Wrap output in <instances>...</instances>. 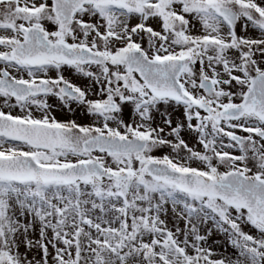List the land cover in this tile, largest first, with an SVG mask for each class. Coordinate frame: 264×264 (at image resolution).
<instances>
[{
	"label": "rangeland",
	"instance_id": "obj_1",
	"mask_svg": "<svg viewBox=\"0 0 264 264\" xmlns=\"http://www.w3.org/2000/svg\"><path fill=\"white\" fill-rule=\"evenodd\" d=\"M218 7L237 12L234 28L218 17ZM167 9L175 17L164 18L160 11ZM135 11L143 20L127 28L123 19ZM24 27L75 50L102 53L107 61L19 68L6 55L23 40ZM134 48L154 60L183 57L180 82L196 104L158 100L144 86L135 91L132 84L142 81L123 61ZM2 70L14 80L55 86L23 101L0 91V114L53 126L62 145L37 150L0 136V157L30 155L57 167L95 161L131 180L68 185L0 179V264H264V233L249 213L185 194L145 172L147 163L164 161L202 176L237 172L264 181V122L221 115L243 101L257 72L264 73V0H112L83 7L66 33L51 0H0ZM205 78L214 84L211 96L199 86ZM62 82L80 89V96L65 97ZM109 100L115 112L103 111ZM100 134L143 137L148 145L137 155L85 151L83 142ZM231 134L243 141H231Z\"/></svg>",
	"mask_w": 264,
	"mask_h": 264
},
{
	"label": "water",
	"instance_id": "obj_2",
	"mask_svg": "<svg viewBox=\"0 0 264 264\" xmlns=\"http://www.w3.org/2000/svg\"><path fill=\"white\" fill-rule=\"evenodd\" d=\"M111 0H52L54 13L59 20L61 30L66 33V26L84 5H108ZM218 13L225 21L234 26L237 14L228 8H219ZM32 15L39 16V13ZM23 42L6 57L10 62L25 64L30 68L44 66L80 65L86 63H102L103 55L86 49L74 50L63 42L53 43L47 40L36 28H24ZM129 71H135L144 81L150 92L158 98H170L189 104L192 102L183 93L179 77L185 61L175 58L163 61L149 60L144 52L131 50L124 58ZM0 89L13 97L23 100L30 95H40L49 90L47 84L32 86L26 83H15L8 80V74H3ZM200 87L207 95L213 93V83L203 79ZM134 90L139 91L141 85L134 84ZM62 93L77 98L79 91L64 84ZM209 114L211 110L204 105ZM106 112L116 110L113 101L103 105ZM226 119L252 117L264 121V73H257L251 80V86L242 103L226 108L222 112ZM0 135L14 139L16 142H26L35 149L53 151L60 147L61 141L54 127L37 123H25L10 117L0 116ZM264 139V132L259 133ZM230 139L241 143L243 138L232 134ZM147 141L140 137L117 135H101L86 141L83 148L86 151L107 152L110 155L141 153ZM145 170L154 180L175 185L180 190L200 195L209 199H219L230 207L246 210L254 219L256 226L264 232V181L230 172L222 178L200 176L180 172L166 162H150ZM0 178L11 181L54 182L63 181L74 184L77 181L95 182L102 178L124 181L130 177L125 172L107 170L96 162H87L67 168L43 167L30 156L0 157Z\"/></svg>",
	"mask_w": 264,
	"mask_h": 264
},
{
	"label": "bare ground",
	"instance_id": "obj_3",
	"mask_svg": "<svg viewBox=\"0 0 264 264\" xmlns=\"http://www.w3.org/2000/svg\"><path fill=\"white\" fill-rule=\"evenodd\" d=\"M165 3V1H159V5L158 6H160V4L161 5H163ZM177 4V3H176ZM161 9L163 8V7H160ZM160 11V10H159ZM160 13H161V15L164 17V18H169V19H172L171 18V16H173V17H175V15H173V13H172V11L170 10V9H167L166 11H160ZM141 14L142 13H138V11H135V12H131L130 14H127V19H123V20H125V21H127V28L129 27V26H137V27H139L140 26V24H141V22H142V20L143 19H141ZM175 19V18H174ZM124 21V22H125ZM123 22V23H124ZM125 25V24H124ZM113 27H117V28H119V29H121V25H117V24H114L113 25Z\"/></svg>",
	"mask_w": 264,
	"mask_h": 264
},
{
	"label": "flooded vegetation",
	"instance_id": "obj_4",
	"mask_svg": "<svg viewBox=\"0 0 264 264\" xmlns=\"http://www.w3.org/2000/svg\"><path fill=\"white\" fill-rule=\"evenodd\" d=\"M21 68H23V67H21ZM24 69H26V68H24ZM43 69H47V68H43ZM28 70H30V69H28ZM40 70H42V69H40ZM4 71L5 70H2V72L0 73V79H1V77H2V74L4 73ZM10 80H14L11 76H10V74H9V77H8ZM30 84H39V83H45V81H39V82H29ZM62 84H63V82H62ZM55 86L54 85H52V88H54ZM60 90H61V87H60Z\"/></svg>",
	"mask_w": 264,
	"mask_h": 264
}]
</instances>
